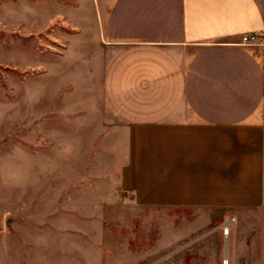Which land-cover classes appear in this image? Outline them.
Here are the masks:
<instances>
[{
	"label": "crops",
	"instance_id": "0c3cea01",
	"mask_svg": "<svg viewBox=\"0 0 264 264\" xmlns=\"http://www.w3.org/2000/svg\"><path fill=\"white\" fill-rule=\"evenodd\" d=\"M93 12L65 22L80 34L79 135L103 139L101 168L117 170L105 198L218 212L220 230L234 218L221 258L264 264V47L242 43L264 38V0H93Z\"/></svg>",
	"mask_w": 264,
	"mask_h": 264
},
{
	"label": "rangeland",
	"instance_id": "374dc122",
	"mask_svg": "<svg viewBox=\"0 0 264 264\" xmlns=\"http://www.w3.org/2000/svg\"><path fill=\"white\" fill-rule=\"evenodd\" d=\"M93 14V0H0V264H222L220 213L105 198L117 170L79 135L80 34L65 22Z\"/></svg>",
	"mask_w": 264,
	"mask_h": 264
},
{
	"label": "built area",
	"instance_id": "2783aa9c",
	"mask_svg": "<svg viewBox=\"0 0 264 264\" xmlns=\"http://www.w3.org/2000/svg\"><path fill=\"white\" fill-rule=\"evenodd\" d=\"M242 43L243 44H257L260 43L263 45L264 47V38L262 40H259L255 35H243L242 37ZM235 219L231 218L228 221L225 222V224L222 227V233L225 239L228 238V236L230 235V225L234 224ZM222 264H230L229 263V259L225 256L222 259Z\"/></svg>",
	"mask_w": 264,
	"mask_h": 264
}]
</instances>
